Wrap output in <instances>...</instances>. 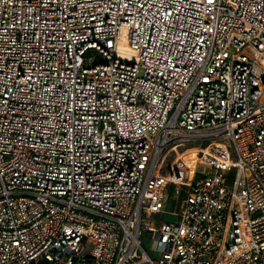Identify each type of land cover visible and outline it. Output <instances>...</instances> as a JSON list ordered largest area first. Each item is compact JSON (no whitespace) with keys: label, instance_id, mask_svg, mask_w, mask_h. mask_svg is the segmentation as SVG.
Wrapping results in <instances>:
<instances>
[{"label":"built area","instance_id":"built-area-1","mask_svg":"<svg viewBox=\"0 0 264 264\" xmlns=\"http://www.w3.org/2000/svg\"><path fill=\"white\" fill-rule=\"evenodd\" d=\"M0 264H264V0H0Z\"/></svg>","mask_w":264,"mask_h":264},{"label":"rangeland","instance_id":"rangeland-1","mask_svg":"<svg viewBox=\"0 0 264 264\" xmlns=\"http://www.w3.org/2000/svg\"><path fill=\"white\" fill-rule=\"evenodd\" d=\"M175 186H169L166 192V197L164 198V211L165 212H175L177 211V207H176V201L173 199V193L175 191ZM154 219L156 220H163L166 222H175L176 221V217L174 215H168V214H162L160 216L154 217ZM141 244L142 246L145 248V250H147L148 255L152 258V259H156L157 256L153 251V242H151V240L146 237L145 235L141 238ZM83 256H85V252L83 254Z\"/></svg>","mask_w":264,"mask_h":264},{"label":"bare ground","instance_id":"bare-ground-1","mask_svg":"<svg viewBox=\"0 0 264 264\" xmlns=\"http://www.w3.org/2000/svg\"><path fill=\"white\" fill-rule=\"evenodd\" d=\"M126 54H127V55H125L126 57H128V58L132 57V55H130L131 54L130 52H126Z\"/></svg>","mask_w":264,"mask_h":264}]
</instances>
